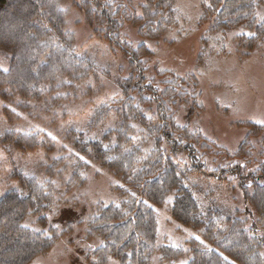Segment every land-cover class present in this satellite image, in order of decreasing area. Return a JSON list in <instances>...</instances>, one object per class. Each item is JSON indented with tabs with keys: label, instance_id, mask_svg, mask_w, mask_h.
Wrapping results in <instances>:
<instances>
[{
	"label": "rangeland",
	"instance_id": "obj_1",
	"mask_svg": "<svg viewBox=\"0 0 264 264\" xmlns=\"http://www.w3.org/2000/svg\"><path fill=\"white\" fill-rule=\"evenodd\" d=\"M118 1L127 15L119 20L117 34L133 49H147L140 56L143 69L131 62L118 40L109 38L108 24L87 15L80 0H57L70 40L67 59H59L56 75L44 79L33 98L27 89L18 93L10 85L0 86V195L18 184L16 175L32 177L48 201L43 211L28 213L22 224L57 234L52 246L29 264H119L97 249L102 239L88 230L87 222L100 207L120 201L114 186L123 183L101 167L89 144L99 141L102 148L112 147L125 133L140 150L152 148L153 140L133 120V111L126 117L116 109L127 98L122 86L128 79H144L142 83L156 90L172 131L193 146L206 169L262 171L264 0H256L250 22L229 30L216 29L209 0H174L175 17L161 30L156 21L163 14L147 9L146 0ZM11 55L0 49L2 70H8ZM132 94L136 102L142 96ZM102 108L106 112L100 116ZM159 110L156 102L142 108L156 120ZM9 135H34L37 146L28 151L12 148L4 141ZM192 182L201 204L216 200L218 207L230 211L247 208L235 188L237 177L221 183L195 177ZM173 198V193L167 195L155 208L156 244L169 245L178 255L155 253L149 264H186L191 243L201 240L200 229L172 218Z\"/></svg>",
	"mask_w": 264,
	"mask_h": 264
},
{
	"label": "trees",
	"instance_id": "obj_2",
	"mask_svg": "<svg viewBox=\"0 0 264 264\" xmlns=\"http://www.w3.org/2000/svg\"><path fill=\"white\" fill-rule=\"evenodd\" d=\"M56 2L0 0V49L12 52L8 70L0 68V86L8 88L10 85V90L18 93L27 89L33 98L43 80L56 75L55 67L62 62L59 59H67L70 40L63 30L62 13ZM80 2L87 15L108 24L109 38L118 40L131 62L142 68L139 67L140 56L147 49L143 45L133 49L117 34L121 28L119 20L127 15V9L118 0ZM255 2L209 0V7L216 14V29L229 30L250 22ZM146 8L163 14L161 21H156L159 30L162 25L171 24L176 13L174 0H146ZM133 22L139 21L134 19ZM142 81L144 79L136 77L135 81L125 82L122 89L127 98L121 108L116 109L126 117L133 111V120L143 127L147 138L153 140L152 148L148 152L140 150L125 133L119 134L112 147L102 148L98 146L99 141L89 144L101 167L120 177L123 183L114 186L121 195L120 201L100 207L87 222L88 230L102 239L97 249L118 259L119 264H149L155 253L165 258L177 256L178 251L171 246L157 247L156 244L155 208L173 193L172 218L184 226L200 229L201 240L191 243V255L186 264H264V164L257 175L244 173L239 166L220 167L215 171L206 169L193 146L172 131L171 119L165 117L164 105L158 100L156 90ZM133 91L136 96L142 95L138 102ZM152 102L160 107L158 120L151 119L150 114L147 117L142 111ZM99 111L101 116L106 108ZM34 138V135H9L4 141L12 148L28 151L37 146ZM228 176L238 178L235 188L241 190L247 208L230 211L218 207L216 200L201 204L192 179L212 178L221 183ZM15 177L18 184L0 195V264H29L33 257L52 246L57 235L54 232L47 235L22 224L28 213L44 210L48 194L32 177Z\"/></svg>",
	"mask_w": 264,
	"mask_h": 264
}]
</instances>
